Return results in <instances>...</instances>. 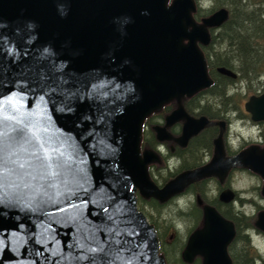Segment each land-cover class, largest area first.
Here are the masks:
<instances>
[{"label":"water","instance_id":"water-1","mask_svg":"<svg viewBox=\"0 0 264 264\" xmlns=\"http://www.w3.org/2000/svg\"><path fill=\"white\" fill-rule=\"evenodd\" d=\"M0 0V264H165L139 193L161 203L196 181L223 183L236 168L263 180L264 148L227 157L223 131L209 163L163 187L142 151L148 116L176 101L158 141L183 122L182 147L210 125L183 105L209 88L200 44L228 19L225 8L196 21V0ZM229 77L237 75L227 69ZM264 120V95L245 104ZM49 157L50 159H46ZM220 199H236L232 189ZM199 204L203 202L199 199ZM184 259L232 264L234 225L213 206ZM264 233V210L255 223Z\"/></svg>","mask_w":264,"mask_h":264},{"label":"trees","instance_id":"trees-1","mask_svg":"<svg viewBox=\"0 0 264 264\" xmlns=\"http://www.w3.org/2000/svg\"><path fill=\"white\" fill-rule=\"evenodd\" d=\"M207 1L211 2V6L209 8H203V9L202 7H199L197 2V10L195 13H193V16L197 21L201 22L204 17L212 15L218 9L226 8L228 10L229 12L228 19L219 29L218 35L213 37V39L215 40H222L224 42L223 48L226 49V52H224L225 54L218 53V55H220L221 58L216 57L214 60H212L207 56L205 57L207 59V68L209 72V77L211 78V80H213V84L209 88L203 89L198 93L194 94L193 96L185 98L183 100V105L186 111L190 115H194L196 111H201V114H199L200 116H206L212 121H220L224 119L225 112L218 108H222L223 103H225L224 98H226L227 89L229 86H231L234 83V80L219 75L215 70L216 66H226L230 68L231 64H236L235 66L238 67L237 71L238 73H240L241 78L248 81L250 86L254 82L253 79L255 80L258 79L264 72V58L262 59L263 55H260L261 53L259 52L260 49L259 42L264 40V0H254L255 1L254 3H252L253 0H207ZM229 60H230V64H229ZM211 97H213V99L215 100V102L212 101L213 102L212 104L216 105L217 103H219L216 105V107L218 108L213 107V111H209L208 102L206 103L207 105L205 104L206 106H202L200 103L203 101L206 102V100L209 101ZM176 108H177V103L175 101H172L164 105L159 111L152 113L150 116L146 118L143 125V134L141 140L142 151L154 150L156 152H159L158 151L159 147H164L165 145H167L166 143H169V141L166 142L158 141L156 137L155 126H157V124H159L160 121H164L165 118L169 114H171ZM171 132L176 135H181L182 133L181 125H180V129L177 132H173V131ZM218 135H219V129H217V127L215 126L208 127L205 128L197 136L193 137L189 142L188 147L185 149H180L178 153L175 154L172 153L173 152L172 149L169 148L168 146H167L169 151L168 156L167 154L164 155L159 153L161 156V161L157 164L164 163V161H166L167 158L171 157L172 155H176L174 157L177 159V161L178 160L179 162L183 161L182 166L177 171V173H169L168 177L167 178L165 177L166 178V179L164 178L165 180L163 179L164 183L167 181L170 182L175 177H177L179 173H182L186 169L196 168L202 166L203 164L205 165L206 164L205 156L213 152L214 149L213 142L218 137ZM157 167H160V165H156V163H152L149 165L148 169L152 180L157 185L161 186L160 183L163 180L157 179L155 175L156 170H158ZM164 168H160L161 171H164V174L169 172V168L167 167ZM158 175H159V171H158ZM199 183L201 182H195L194 184L188 186V188H186L187 189L186 192L195 193L196 195H198L197 199H199L201 196L204 204L200 205L198 201L196 204L194 203L191 207L188 208L190 209L189 215H186L185 217L198 220L200 215H202V221H203L204 205H210L217 208L223 216L233 221L237 232L236 233L237 239L239 238L238 240H240L241 238H244L245 239L244 241L246 243V249L249 250L250 247L249 237L247 235L240 236V231L242 229L241 225L244 228H248L249 221L244 216H242L240 212L234 211V209H231L230 207L222 206L215 199H213L212 201L204 200L205 198L203 195L204 194L203 190L202 189L198 190ZM205 186L206 185H204L203 187ZM137 196L138 199H140L139 201L141 203L150 205V207H152L156 211H159L160 207H164V205H166L170 201L169 200L165 203H161L155 198L145 199L142 196H139V194H137ZM257 216L255 217L254 223L252 225L253 228H256L255 222L257 220ZM151 224L154 226L155 231L157 233L159 239V246H160V255L165 258L166 264H174V263L192 264V263H188L184 259V251L187 246V241L184 245V248L183 246L177 247L176 245L174 247L169 248L163 239L158 223L152 221ZM198 229L201 228L197 227L194 231L192 230L190 236L193 235V233ZM240 253L241 252L239 251H237L236 254L234 252V254L232 255L234 259V263L232 264H242L241 260L238 258L239 255H241ZM254 259H256V257ZM237 260L239 263L237 262ZM247 264H248V260H247ZM251 264H254L252 260H251Z\"/></svg>","mask_w":264,"mask_h":264},{"label":"rangeland","instance_id":"rangeland-1","mask_svg":"<svg viewBox=\"0 0 264 264\" xmlns=\"http://www.w3.org/2000/svg\"><path fill=\"white\" fill-rule=\"evenodd\" d=\"M196 2H198L199 7H202V9L209 8L211 6V2L207 0H196ZM254 2L255 1L253 0L252 3ZM216 34H218V32H216ZM259 44H260V47L263 48L264 40L260 41ZM218 49L219 50L221 49L222 52H226V49L223 47L222 48L219 47ZM259 79L260 77L256 80L253 79L254 82L252 83L251 86L249 82L246 80L240 81V83L237 84V87L239 85H242V88L235 87V84L233 83L229 89V92H227L228 94H226V98H224L225 103H223L222 108L216 107V105L219 103H217L216 105L212 104L213 102H215L213 97L209 99L210 102L206 100V102L203 101L200 103L202 106H206L207 105L206 103L208 102L209 111H213V107L221 109L222 111L225 112L224 119L232 111H234L233 112L234 114L238 113L241 115L242 110H245L244 109L245 103L248 101V98L250 97V95L247 96V94L249 92H255L256 89H261L262 87V86H259V83H260ZM234 106H235V109H234ZM199 114H201V111H196V113H194V116L196 118H199L201 117ZM233 116H236V115H233ZM232 122L233 123L230 128V133L227 135L229 143H230V147L232 149H236L241 144H243L242 138L245 139L246 141H250V140L259 141L260 139H262L261 137L262 128L260 127L258 128L257 126L251 125L250 123H247L246 121L238 120L236 118H235V121L232 120ZM157 125L163 126L164 122L160 121L159 124ZM176 125L170 128L169 131L177 132L178 130L175 129ZM179 125H182V124L179 123ZM172 134L175 137L179 136L174 133ZM166 144L167 145H165L164 147L158 148V151L161 154H164V155L167 154L168 156V152H169L168 147L171 148V146L173 145L175 146L176 149L172 153L174 154L178 153V151L180 150L177 144L174 143L173 141H169V143H166ZM212 154L213 152L205 156L206 163H209L211 161ZM174 156L176 155H172L171 157L167 158V160L164 161V163L162 164H157L159 162H154L156 163V165H160V167H157L158 170H156L155 172L157 179L163 180L165 177L166 178L168 177L169 173H177V171L180 169L183 161L182 162H179V160L177 161V159ZM164 167L169 168V172L164 174V171L160 170V168H164ZM158 171H159V175H158ZM164 180L161 181L160 183L161 186L158 185L159 187H163L168 182L167 181L164 183ZM227 182L238 193L237 194L238 199H235L236 202L232 205L234 211L240 212L242 216H244L249 221L248 228H244L241 225L242 229L240 231V235L242 236L244 233L245 235L249 237V242H250L249 250L250 251L246 249V254L238 258L241 260L242 264H247V260H248V264H251V260L252 262H254V264H264V233L261 232L259 229L252 227L257 214L260 211L264 210V197L261 194L263 180L259 175L249 170L235 169L230 174ZM199 189L201 190L200 186L198 190ZM186 190L184 191V193L173 197L169 201V203L164 205V207H160L159 211H156L155 209L150 207V205L148 204L141 203L139 201L140 199H138L139 201L138 207H140L139 210L142 211L147 216L150 222L154 221L158 223L163 239L169 248L174 247L175 245L177 247L183 246L184 248L186 240H188V237L192 233V230L194 231L197 227L202 228L204 226V220L202 221V215H200L198 220L185 217L186 215H189L190 209L188 208L191 207L194 203L196 204L197 201L199 202V199H197L198 195H196L193 192L187 193ZM218 191L219 190H218L217 181L215 180L210 181L206 186L205 193L203 194L205 198L204 200L212 201L214 197L217 195ZM139 196L141 195L139 194ZM201 201L203 202L202 198H201ZM172 236L174 237L171 238ZM239 250L242 252L245 251V248L243 247V245L239 247ZM255 257L256 259H254ZM197 260H199V258Z\"/></svg>","mask_w":264,"mask_h":264},{"label":"flooded vegetation","instance_id":"flooded-vegetation-1","mask_svg":"<svg viewBox=\"0 0 264 264\" xmlns=\"http://www.w3.org/2000/svg\"><path fill=\"white\" fill-rule=\"evenodd\" d=\"M222 9V8H221ZM218 10H220V9H218ZM216 12V11H215ZM211 16V15H210ZM207 17H209V16H207ZM207 17H204V18H207ZM203 18V19H204ZM202 19V20H203ZM199 23H202V21L201 22H199ZM223 26V25H222ZM221 26V27H222ZM220 27V28H221ZM220 28H210L209 29V32H210V34H211V40H210V43L209 44H207V45H204V44H200V48H201V51L203 52V54H204V56L206 57H209V58H211L212 60H214L216 57H220L221 58V56L220 55H218V53H222V54H225L224 52H222L221 51V49L219 50L218 48L219 47H223V45H224V42L222 41V40H215V39H213V37L214 36H217L218 34H216V32H218L219 31V29ZM223 43V44H222ZM222 45V46H221ZM259 52L261 53L260 55H263V57H262V59L264 58V45H263V48H261L260 47V49H259ZM206 61H207V59H206ZM229 64H230V60H229ZM236 64H231V67L230 68H228V67H226V66H216V68H215V70H216V72L219 74V75H221V76H224V77H228V78H231V79H233L234 80V84H235V87H237V84H239L240 83V81H243L244 79L243 78H241V75H240V73H238V71H237V66H235ZM227 68V69H229V70H231V71H233L236 75H237V77L234 79V78H232V77H229V76H227V75H225V74H223V73H221L220 71H219V68ZM237 71V72H236ZM209 73V72H208ZM260 81V83H259V85H261L262 87H261V89H256V91L255 92H249L248 94H247V96L248 95H250V97L248 98V100L251 98V97H253V96H262V95H264V72L262 73V75L260 76V79H259ZM242 84V83H241ZM252 85V84H251ZM230 87L231 86H229L228 87V89H227V92H229V89H230ZM237 88H242V85H239ZM226 94H228V93H226ZM230 99H231V97H230ZM247 103V102H246ZM245 103V104H246ZM234 109H235V106H234ZM244 109H245V107H244ZM230 110V109H229ZM234 111H232L223 121L225 122V126L223 127V126H220V125H210V126H208V127H212V126H215V127H217V129H219V134H220V132L221 131H223V144H224V147H225V152H226V156L227 157H231V156H234V155H237V154H239L240 152H242L243 150H245V149H247V148H249V147H251V146H259V147H261V148H264V120H261V121H254L253 120V116H252V114L250 113V112H248V111H246V110H242V113H241V115L240 114H238V113H236V114H234L233 113ZM233 115H236V116H233ZM191 116H193V117H195L194 115H191ZM202 117V116H201ZM196 118V117H195ZM208 118V117H207ZM235 118L236 119H238V120H242V121H246L247 123H250L251 125H254V126H257L258 128L260 127V128H262V132H261V137H262V139H260L259 141H253V140H250V141H246L245 139H243L242 138V140H243V144H241L239 147H237L236 149H232L231 147H230V143H229V140H228V137H227V135L230 133V128H231V125H232V120H234L235 121ZM165 121H166V118H165V120L163 121L164 122V125L163 126H165ZM211 122H221V120L220 121H212L211 120ZM182 123V125H181V129L183 128V122H181ZM176 125V124H175ZM157 126H159V125H157ZM156 127V126H155ZM173 127V126H172ZM172 127H170V128H172ZM207 127V128H208ZM170 128H168V130L170 129ZM180 129V125H179V123H177V125L175 126V129ZM170 132V131H169ZM182 134V133H181ZM173 136V135H172ZM181 135H179L178 137H180ZM178 137H174L173 136V139H172V141L174 142V143H176L177 144V146H178V148L179 149H185V148H187L188 147V145H189V142L191 141H189L188 142V144H187V146H185V147H182V146H180L176 141H175V139L176 138H178ZM216 140V139H215ZM214 140V141H215ZM213 146H214V149H213V154H212V157H213V155H214V150H215V145H214V142H213ZM171 149H172V151H174L176 148H175V146L173 145V146H171ZM207 164V163H206ZM205 164V165H206ZM202 166H204V165H202ZM202 166H199V167H202ZM199 167H196V168H192V169H186V170H184L183 172H185V171H190V170H195V169H197V168H199ZM236 169H244V168H236ZM233 170H235V169H233ZM233 170L229 173V175H228V177L226 178V180L223 182V183H221L220 181H219V179L218 178H215V177H211V178H207V179H203V180H200V181H196V182H201V183H199V185L198 186H200V187H203L204 185H206L207 186V184L210 182V181H213V180H215V181H217V183H218V193H217V195L214 197V199L215 200H217L218 201V203L219 204H221L222 206H224V207H230L231 209H233V204L236 202V200L235 201H233V202H229V203H226V202H223L221 199H220V195H221V192H223L225 189H232L235 193H236V199H238V196H237V192L233 189V187L227 182L228 181V179H229V176H230V174L233 172ZM247 170V169H246ZM182 172V173H183ZM182 173H179L178 174V176L180 175V174H182ZM176 178V177H175ZM174 178V179H175ZM208 179H210V180H208ZM205 180H207V181H205ZM203 181V182H202ZM195 183V182H194ZM193 183V184H194ZM203 183H204V185H203ZM192 185V184H191ZM206 186L205 187H203V188H201L202 190H203V192L205 193V190H206ZM188 188V187H187ZM186 190V189H185ZM184 193V192H183ZM182 194V193H181ZM184 195V194H183ZM182 196V195H181ZM204 207H205V205H204ZM217 209V208H216ZM218 210V209H217ZM219 211V210H218ZM220 212V211H219ZM221 213V212H220ZM223 216V215H222ZM226 220H228L229 222H231L233 225H234V223H233V221L231 220V219H228V218H226L225 216H223ZM204 226H205V219H204ZM204 226L201 228V229H198V230H202L203 228H204ZM234 229H235V226H234ZM196 232V231H195ZM194 232V233H195ZM193 233V234H194ZM235 233H237L236 232V229H235ZM245 234L243 233V235L242 236H244ZM190 236V235H189ZM241 236V235H240ZM174 236H172L171 238H173ZM191 237V236H190ZM190 237H188V240H186L187 241V245H188V241H189V239H190ZM239 239V238H238ZM237 239V237H236V235H235V238H234V240L231 242V244L228 246V254H229V256H230V258H231V261H232V263H234V259H233V257L231 256V255H233L234 254V252H235V254H236V252L237 251H239V252H241L240 254L241 255H239V257H242L244 254H246V243H245V239L244 238H241L240 240H238ZM241 245H243V247L245 248V251L244 252H242V251H240L239 250V247L241 246ZM186 248H187V246H186ZM186 248H185V250H186ZM199 258V260H197ZM233 259V260H232ZM188 263H192V264H204V257L202 256V255H200V254H198L197 256H195V258L191 261V262H188Z\"/></svg>","mask_w":264,"mask_h":264},{"label":"snow or ice","instance_id":"snow-or-ice-1","mask_svg":"<svg viewBox=\"0 0 264 264\" xmlns=\"http://www.w3.org/2000/svg\"><path fill=\"white\" fill-rule=\"evenodd\" d=\"M46 159H50L49 157H46Z\"/></svg>","mask_w":264,"mask_h":264}]
</instances>
